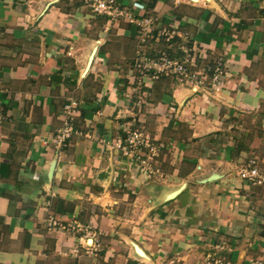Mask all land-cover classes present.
<instances>
[{
    "label": "crops",
    "instance_id": "0c3cea01",
    "mask_svg": "<svg viewBox=\"0 0 264 264\" xmlns=\"http://www.w3.org/2000/svg\"><path fill=\"white\" fill-rule=\"evenodd\" d=\"M117 2L195 37L203 63L224 54V88L164 78L140 109L127 71L138 51L154 57L165 43L142 44L135 24L109 25L75 0H0V264H206L217 252L264 264V188L238 177L264 135V0ZM70 98L80 134L58 149ZM127 124L161 147L159 174L118 148ZM49 216L95 226L99 251L72 255L83 234L48 231Z\"/></svg>",
    "mask_w": 264,
    "mask_h": 264
},
{
    "label": "built area",
    "instance_id": "2783aa9c",
    "mask_svg": "<svg viewBox=\"0 0 264 264\" xmlns=\"http://www.w3.org/2000/svg\"><path fill=\"white\" fill-rule=\"evenodd\" d=\"M82 7L91 11L94 15L106 17L109 25L120 24L127 21L135 24L139 29L142 44L165 43V50L160 51L156 56H147L144 50L137 52L132 65L126 75V90L129 97H138L137 106L142 109L147 105L144 100L145 89L149 83H155L161 79H172L178 87L188 88L198 92L201 88H209L214 94H219L224 88L228 78V66L225 55H219L212 62L203 63L207 60L204 45H200L195 37L189 34H181L177 28L166 27L150 17L136 19L133 13L126 11L117 0H75ZM179 33V34H177ZM179 39V41H176ZM178 52L181 58L172 57L171 53ZM81 104L70 98L63 107V127L53 137V143L58 149L66 146L67 142L80 132L75 128L76 117L80 114ZM126 137L118 143L123 153L128 157H136L143 171L149 175L159 174L160 170L152 167L153 160L158 157L160 148L142 129L133 128L130 124L125 128ZM253 157V156H252ZM239 179L246 185L264 188V160L257 156L253 159L243 161L238 170ZM47 230L50 232L60 231L67 234L81 233L83 242L72 251L76 256L80 248L90 254L99 251L98 234L93 225L86 227L69 224L61 225L52 216L46 220ZM220 249V248H218ZM206 264H231L225 258L217 259L210 256Z\"/></svg>",
    "mask_w": 264,
    "mask_h": 264
},
{
    "label": "rangeland",
    "instance_id": "374dc122",
    "mask_svg": "<svg viewBox=\"0 0 264 264\" xmlns=\"http://www.w3.org/2000/svg\"><path fill=\"white\" fill-rule=\"evenodd\" d=\"M254 116H252V119H251V116H250V118L248 117V120H246V122H245V126L248 128V143L249 144H251V142H253V140H254V138H255V135H257L258 134V136H259V133L257 132L258 131V118L256 119V117H254ZM246 119V118H245ZM262 126H263V124H262V122H260V124H259V127H260V130L262 129ZM264 134V133H263ZM260 138H261V141H260V143H261V147H260V153H256L255 151H253L252 150V152H253V154L252 155H247V158H246V161L248 162L249 160H251V159H253V157L255 156H257L260 160H264V135H260L259 136ZM253 156V157H252ZM245 161V160H244ZM242 164H243V161H242ZM261 197H262V199H263V201H264V194H263V196L261 195ZM219 251H221L222 250V248H220V249H218ZM221 253V252H220ZM219 252H217L216 253V255H215V257L217 258V259H219V258H225L226 259V256H224V254H220ZM223 253H225V250L223 251ZM226 262H229L227 259H226Z\"/></svg>",
    "mask_w": 264,
    "mask_h": 264
},
{
    "label": "water",
    "instance_id": "95a60500",
    "mask_svg": "<svg viewBox=\"0 0 264 264\" xmlns=\"http://www.w3.org/2000/svg\"><path fill=\"white\" fill-rule=\"evenodd\" d=\"M93 60V57L91 58V60H90V62ZM139 253H140V251H139Z\"/></svg>",
    "mask_w": 264,
    "mask_h": 264
}]
</instances>
